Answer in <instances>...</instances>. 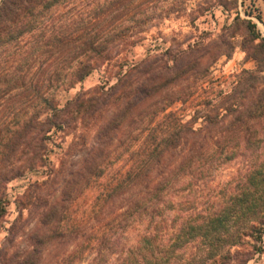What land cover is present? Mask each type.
<instances>
[{
  "label": "trees",
  "instance_id": "obj_1",
  "mask_svg": "<svg viewBox=\"0 0 264 264\" xmlns=\"http://www.w3.org/2000/svg\"><path fill=\"white\" fill-rule=\"evenodd\" d=\"M187 2L0 0V221L8 183L48 166L49 143L74 135L60 166L16 199L7 240L32 218L36 226L25 231V248L11 252L2 243L0 264H78L89 255L90 264H248L263 250L264 38L257 23L237 11L210 42L202 37L136 63L126 56L152 24L186 14ZM218 5L237 9L238 0H203L189 15L194 22ZM238 36L257 67L242 69L230 92L186 119L175 105L209 82ZM102 68L114 84L109 78L60 105L61 92ZM231 162L236 171L223 191L208 200L198 193Z\"/></svg>",
  "mask_w": 264,
  "mask_h": 264
},
{
  "label": "rangeland",
  "instance_id": "obj_2",
  "mask_svg": "<svg viewBox=\"0 0 264 264\" xmlns=\"http://www.w3.org/2000/svg\"><path fill=\"white\" fill-rule=\"evenodd\" d=\"M203 0H188L187 7L188 12L186 14L179 15L173 14L170 18L163 20L160 24H152L145 32L141 34L142 40L131 48L129 53L126 55L130 63H136L145 58L150 54H157L165 52L168 48L172 47L175 50H181L188 47L190 43H194L197 39L204 38V42H210L216 39L223 31L224 27L231 25L237 11H240L242 17L252 19L257 23V27L262 37L264 38V0H238V8H225L222 5L214 6L204 14H199L194 22L192 21L193 16L189 15L190 11L197 8L198 3ZM233 6V4L231 5ZM245 11L251 13L248 16ZM258 15L262 19L258 18ZM237 47L231 57L223 56L211 67L210 80L209 82L202 83L197 86L194 95L186 104L178 103L174 109L181 111L186 115V119L190 118L194 111H208V100H212L213 103L218 102L224 92H230L235 84L236 74L242 69H255L257 67V61L251 57L247 50L243 47L241 41L242 38L238 36ZM117 68H114L116 70ZM109 74V73H108ZM105 68L96 69L91 75H89L83 82L78 83L75 87L68 91L61 92L59 94L60 105L63 106L67 101L71 100L76 96L80 90H88L96 85L103 84L109 80V84L112 85L116 82V78L108 76ZM74 135H67L63 139H58L57 142L49 143L48 166L41 170L28 172L25 176L16 178L8 183L6 189V197L10 200V204L7 206V212L3 220L0 221V246L4 243L12 233L10 231L12 221L18 216L19 211L16 207V199L22 194L30 183L36 181L46 180L49 176L48 172L50 167H58L61 164V156L63 151L67 149ZM84 152L77 153L73 156L74 161H79L83 156ZM236 163H228L221 168L220 171L215 173L208 184L201 185L203 191L198 192L205 196V199L217 191L221 192L225 189L226 181L236 171ZM49 169V171H48ZM63 184L62 178L59 179L58 186ZM57 184L54 185V189L58 188ZM198 189V188H196ZM49 192L48 187L43 188L42 194ZM59 195V191L56 193V197ZM46 197V195H44ZM191 197V196H190ZM207 198V200H208ZM91 194L85 196L84 204L81 209L91 203ZM183 202V200H182ZM83 213V212H82ZM25 217L32 218L33 213H30L27 209L25 210ZM94 221V220H93ZM87 227L92 225L91 221H87ZM36 226V220L31 219L27 227L33 228ZM27 229V228H26ZM27 229V230H28ZM17 231L14 234L15 239H9L8 245L10 251H14L18 248H25L28 244V239L25 237V231ZM137 237L136 232L131 233V238ZM126 239V237H125ZM263 250L254 255L252 260L248 264H264V241ZM58 249L51 250L47 255V260L50 261L56 257ZM94 255H89L84 261L78 264H90ZM114 259L110 261L113 264ZM109 264V263H108Z\"/></svg>",
  "mask_w": 264,
  "mask_h": 264
}]
</instances>
